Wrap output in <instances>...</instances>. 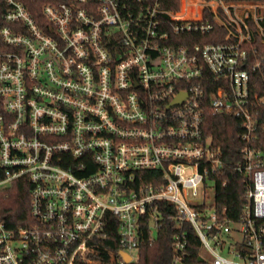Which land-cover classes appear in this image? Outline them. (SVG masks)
I'll list each match as a JSON object with an SVG mask.
<instances>
[{
  "label": "built area",
  "instance_id": "obj_1",
  "mask_svg": "<svg viewBox=\"0 0 264 264\" xmlns=\"http://www.w3.org/2000/svg\"><path fill=\"white\" fill-rule=\"evenodd\" d=\"M3 2L0 191L27 179L32 222L12 230L0 219V264H73L89 249L117 264L91 241L115 229L132 257L165 219L193 226L208 264H264V151L251 147L250 84L261 63L250 67L243 47L255 41L253 26L264 41V0H179L176 9L72 0L45 4L43 23L22 3ZM220 10L236 39L187 46L222 23ZM208 110L243 122L234 170L247 180V204L237 222L215 207L213 176L226 161L206 135ZM187 245L176 234L172 264H189Z\"/></svg>",
  "mask_w": 264,
  "mask_h": 264
},
{
  "label": "trees",
  "instance_id": "obj_2",
  "mask_svg": "<svg viewBox=\"0 0 264 264\" xmlns=\"http://www.w3.org/2000/svg\"><path fill=\"white\" fill-rule=\"evenodd\" d=\"M16 1L22 3L41 23L45 21L42 13L45 4L72 2V0ZM163 2L166 8L176 9L179 0H163ZM4 11V2L0 0V29L3 26L2 14ZM219 14L222 23L216 24L214 31L204 36L193 34L189 36L191 41L185 42L186 45L192 46L196 43L222 44L235 40L237 35L236 24L229 19L223 10H220ZM206 16L215 23L209 11L206 12ZM253 29L256 36L255 41L244 42L243 44V47L250 54V67L261 63L256 71L251 72V94L254 101H256L254 121L257 125L255 139L251 143V147L264 151V41L258 35L254 26ZM204 128L206 135L212 138L214 147L221 149L226 161L225 169L220 174L213 176L215 180V207L222 218L237 222L240 220L247 204L245 199L247 180L234 170L235 163L240 159L241 152L246 147V143L241 137L243 122L226 114L213 115L208 110L205 113ZM2 173L0 170V179L3 177ZM224 182H226L225 185ZM31 188L32 186L27 179H21L14 182L8 189L0 191V219L9 229L15 230L32 222L30 215ZM162 210L166 215L176 214V208L170 204L162 205ZM176 234H181L187 240L189 264H208L207 260L202 257L201 241L193 226L190 223H184L178 227L175 221L169 219L162 222L155 241L152 244L145 243L139 251L138 260L130 264H172ZM146 236L148 237V235ZM90 246H98L114 253L118 258L117 264H121V247L115 229L109 232L106 239L92 240ZM74 264H114V262L110 253L98 249H89L85 255L78 257Z\"/></svg>",
  "mask_w": 264,
  "mask_h": 264
},
{
  "label": "rangeland",
  "instance_id": "obj_3",
  "mask_svg": "<svg viewBox=\"0 0 264 264\" xmlns=\"http://www.w3.org/2000/svg\"><path fill=\"white\" fill-rule=\"evenodd\" d=\"M241 17H242V20L244 21H249L251 20V14H240ZM264 20H260L258 21L257 23L259 24V26L261 28L264 29V23H263ZM154 237L156 238L157 237V232L154 230ZM213 245V248H215L217 250L218 253H220L221 255H223L224 257H226L228 260H235V261H238L237 258L234 257V255H231L229 254L227 251H221L220 249L216 248V246L214 244ZM131 254H132V257L134 259V262H136L138 260V256H139V253L136 251V250H133L131 251ZM204 256H206V258H209L207 254L203 253Z\"/></svg>",
  "mask_w": 264,
  "mask_h": 264
},
{
  "label": "water",
  "instance_id": "obj_4",
  "mask_svg": "<svg viewBox=\"0 0 264 264\" xmlns=\"http://www.w3.org/2000/svg\"><path fill=\"white\" fill-rule=\"evenodd\" d=\"M179 101H181V98L177 100V102H179ZM120 255L126 264L132 263V257L128 253L121 251Z\"/></svg>",
  "mask_w": 264,
  "mask_h": 264
},
{
  "label": "bare ground",
  "instance_id": "obj_5",
  "mask_svg": "<svg viewBox=\"0 0 264 264\" xmlns=\"http://www.w3.org/2000/svg\"><path fill=\"white\" fill-rule=\"evenodd\" d=\"M87 251H88V250L83 251V252H80V253L77 255V257L75 258L73 264L75 263V261H76V259H77L78 257H81V256L85 255V254L87 253Z\"/></svg>",
  "mask_w": 264,
  "mask_h": 264
}]
</instances>
